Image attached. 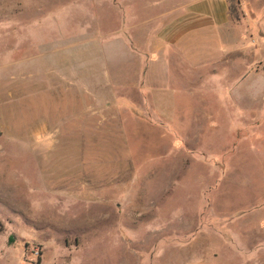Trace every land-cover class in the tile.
Here are the masks:
<instances>
[{
	"label": "rangeland",
	"instance_id": "obj_1",
	"mask_svg": "<svg viewBox=\"0 0 264 264\" xmlns=\"http://www.w3.org/2000/svg\"><path fill=\"white\" fill-rule=\"evenodd\" d=\"M125 1L0 0V264H264V0L177 60Z\"/></svg>",
	"mask_w": 264,
	"mask_h": 264
},
{
	"label": "crops",
	"instance_id": "obj_2",
	"mask_svg": "<svg viewBox=\"0 0 264 264\" xmlns=\"http://www.w3.org/2000/svg\"><path fill=\"white\" fill-rule=\"evenodd\" d=\"M246 3L245 0H242ZM257 4H260L262 0H255ZM149 5H167L175 6L171 9V12H167L168 18L157 31V41L163 45L164 48L171 49V55L176 54L177 57L174 60L181 59L186 50L190 48L196 42H201L207 39L220 47L218 53H223L228 49L229 45L224 34L225 29L230 24V5L228 0H162L156 2H150L144 0ZM150 2V3H149ZM139 0H127L121 4L137 5ZM249 3V2H248ZM255 3V2H252ZM256 4V3H255ZM170 11V10H169ZM165 16V15H164ZM163 18V14L159 16ZM184 59V56H183ZM27 242V241H26ZM39 243L46 248L47 241H30ZM59 246V252L55 261L57 264H71V254L76 250L75 244L70 245L68 241H57ZM238 244V241L235 242ZM259 254L257 255V257ZM11 257L10 254H3L1 258L3 261H7ZM216 259V257H214ZM264 258V257H263ZM46 259V253L44 254L40 264H43ZM237 259V258H236ZM241 256V260H242ZM28 263L21 258V262ZM242 261L250 262L249 260L243 259Z\"/></svg>",
	"mask_w": 264,
	"mask_h": 264
},
{
	"label": "built area",
	"instance_id": "obj_3",
	"mask_svg": "<svg viewBox=\"0 0 264 264\" xmlns=\"http://www.w3.org/2000/svg\"><path fill=\"white\" fill-rule=\"evenodd\" d=\"M43 250L39 247L33 249V251L31 252V257L33 259V261L35 262H39L42 258H43Z\"/></svg>",
	"mask_w": 264,
	"mask_h": 264
},
{
	"label": "trees",
	"instance_id": "obj_4",
	"mask_svg": "<svg viewBox=\"0 0 264 264\" xmlns=\"http://www.w3.org/2000/svg\"><path fill=\"white\" fill-rule=\"evenodd\" d=\"M229 2V5H230V15L233 11L237 10V6L239 4V1L238 0H228ZM40 264V261L38 262Z\"/></svg>",
	"mask_w": 264,
	"mask_h": 264
}]
</instances>
